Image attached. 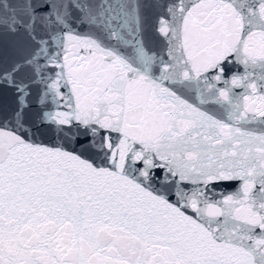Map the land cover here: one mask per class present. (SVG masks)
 I'll list each match as a JSON object with an SVG mask.
<instances>
[{"label": "snow or ice", "instance_id": "6c2138e0", "mask_svg": "<svg viewBox=\"0 0 264 264\" xmlns=\"http://www.w3.org/2000/svg\"><path fill=\"white\" fill-rule=\"evenodd\" d=\"M0 264H264V0H0Z\"/></svg>", "mask_w": 264, "mask_h": 264}]
</instances>
